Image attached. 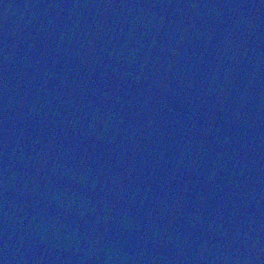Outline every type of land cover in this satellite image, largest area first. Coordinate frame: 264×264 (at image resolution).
<instances>
[{
  "label": "water",
  "instance_id": "95a60500",
  "mask_svg": "<svg viewBox=\"0 0 264 264\" xmlns=\"http://www.w3.org/2000/svg\"><path fill=\"white\" fill-rule=\"evenodd\" d=\"M0 264H264V0H0Z\"/></svg>",
  "mask_w": 264,
  "mask_h": 264
}]
</instances>
